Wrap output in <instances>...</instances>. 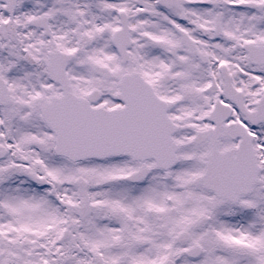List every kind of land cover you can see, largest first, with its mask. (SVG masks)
<instances>
[{
    "label": "snow or ice",
    "instance_id": "1",
    "mask_svg": "<svg viewBox=\"0 0 264 264\" xmlns=\"http://www.w3.org/2000/svg\"><path fill=\"white\" fill-rule=\"evenodd\" d=\"M0 264H264V0H0Z\"/></svg>",
    "mask_w": 264,
    "mask_h": 264
}]
</instances>
